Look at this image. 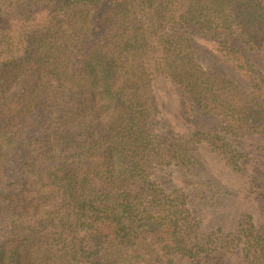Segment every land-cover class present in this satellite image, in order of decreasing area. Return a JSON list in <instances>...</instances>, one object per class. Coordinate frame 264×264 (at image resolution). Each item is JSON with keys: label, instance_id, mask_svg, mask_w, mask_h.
Here are the masks:
<instances>
[{"label": "trees", "instance_id": "1", "mask_svg": "<svg viewBox=\"0 0 264 264\" xmlns=\"http://www.w3.org/2000/svg\"><path fill=\"white\" fill-rule=\"evenodd\" d=\"M0 264H264V0H0Z\"/></svg>", "mask_w": 264, "mask_h": 264}]
</instances>
